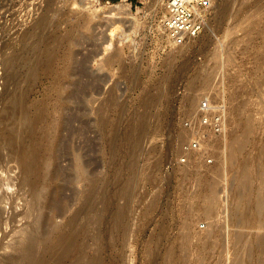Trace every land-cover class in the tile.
<instances>
[{"label":"rangeland","instance_id":"374dc122","mask_svg":"<svg viewBox=\"0 0 264 264\" xmlns=\"http://www.w3.org/2000/svg\"><path fill=\"white\" fill-rule=\"evenodd\" d=\"M166 1L111 0L117 9L129 4L128 13L104 18L100 10L112 8L105 3L86 8L81 0H0V256L38 221L62 225L82 211L84 220L93 218L85 221L89 230L81 240L87 246L76 264H170L177 258V264H264V202L257 200L264 198V0H219L206 30L175 47L161 26ZM44 17L48 34L82 24L76 50L81 63L87 60L91 81L84 73L85 88L66 98L52 90L56 81L43 70L26 86L28 103L38 109L18 121L29 125L40 109L42 161L53 173L45 184L28 185L2 137L13 122L4 112L15 95L8 92V62L24 51V35ZM109 40L113 45L105 50ZM40 53L44 57V46ZM110 54L117 59L107 64ZM191 88L198 98L188 111ZM205 100L226 103V133L202 125ZM243 118L254 120V132L263 131L251 136L262 139L250 149L255 160L247 188L241 157L231 155ZM56 119L61 139L50 152L43 132ZM207 185L215 191L211 207ZM44 186L55 192L41 196L48 193Z\"/></svg>","mask_w":264,"mask_h":264},{"label":"bare ground","instance_id":"6f19581e","mask_svg":"<svg viewBox=\"0 0 264 264\" xmlns=\"http://www.w3.org/2000/svg\"><path fill=\"white\" fill-rule=\"evenodd\" d=\"M147 1L148 0H145L144 2H147ZM162 1L163 0H158V3H160L161 5H164ZM81 3L83 4L82 6L89 8L95 3V1L94 0H81ZM128 7H129V4L125 5L121 3L118 9L117 7L116 8L112 7L108 11H105L104 9L100 10L101 16L104 18L105 17L111 18L117 14L121 15V13L123 12L128 13V10H129ZM116 10H118L119 12H117ZM49 21L48 19H45V17L37 20L36 24H35V21L34 22L32 21L35 25L32 26L31 30L28 31L24 35V40H23L24 47L22 46L24 48V49L22 48V50L24 51L23 52L21 51L20 54L17 53V55L15 56L12 55L14 57L11 56L12 58H10L9 62L6 59L9 65L7 64V62L5 63V65L7 64L10 69L9 75H8L9 77L7 76L8 79H10L11 81V85L8 88V92L9 93L13 92L15 95L11 98V101H9L10 99L8 100L10 102V105L8 106V108H6L7 106L4 107L6 109L4 110V112L7 111L6 112L7 119L13 122L11 123L12 125L10 126V128L8 127L9 128L8 131H3L2 137L4 138L6 147H8V149L11 150L12 158L15 164L22 171V177L24 179L23 183L29 181L27 182L28 185L29 183H34V182L37 185L39 182L42 181V179H45V181L47 182L46 179L50 180V177L52 176L53 173H51L50 170H48L47 168L48 162L46 160L42 161V140H41V135H40L42 132L41 131L42 129L40 125H38L42 114L37 112L40 109L36 111V117H34V119L31 120L32 122L29 123V125H26L25 123H21L22 121L21 122L18 121L20 120L19 118L21 114L24 115V113L27 112V110H29L30 108L34 110L37 108V107L36 108L34 107L35 105H30L28 103V95H27L28 90L26 91V86L34 82L38 78V75H40L44 71V73L47 74L46 76L54 77L56 81V83L54 82V87L52 88V90H55L56 93H59V94L66 92L67 93V95H65V98H66V97H69L71 93H75L74 91H78V90L85 88V84H83L85 82L81 83L80 78H82V75L84 73L88 74V70H87L88 67H85V65L86 66L88 65L86 64L87 60L81 63V61L78 60L79 58L78 55L81 52L79 51V48H77L76 50V47H81L80 45L81 42L79 44V40H78L79 37L77 35L78 33L76 34V31H77L76 29L82 24H77L76 25L77 28L72 27L69 29V28H66L65 27L66 24L64 25L63 23L62 26H64V29L66 28L67 30L66 34L63 33L62 35L59 33L58 35V34H48L50 24H51ZM120 22L121 21H119V24ZM88 23L89 22L87 21L86 24ZM116 23H118L117 20L114 22H111L110 23L111 28L114 24L116 25ZM60 25L58 27H60ZM110 26H108L109 29H110ZM118 26H114L111 29V34L109 35L112 36V31H114L115 28H117ZM59 32H61V30ZM22 39H23V36H22ZM112 45H113V42H110L109 40L107 42V45L105 46V50L110 49ZM43 46H44V53H45L44 57H43V54L40 53ZM89 55H87L89 57V58L87 57V59L90 62L89 59L91 58V56ZM115 56H116L115 54L114 55L110 54V56L106 57L104 61L107 62L108 64L111 61H114L115 60L114 58L117 59V57ZM85 59H86V56L84 59L82 58L81 60H85ZM58 60L60 63L58 64L59 70L58 68L57 69L55 68L56 67L55 64L57 63ZM111 63H114V62H111ZM7 71L6 73L8 74ZM87 76H88L87 82H89L90 80L89 74ZM86 85H88V83ZM186 95L187 96L185 100V104H186L185 106L187 107L188 111H192L194 110V106L196 104V98H198L197 90L195 88H191V90ZM61 107L62 106L58 107L57 110H59ZM46 120L47 119H45V121ZM52 123L53 124L51 126L49 125L50 130L46 132V130L44 129V132H43L44 137L46 141L48 142V148H46V150L48 149L50 152L56 149V147L58 146V141L59 139H61V134H60L61 121L59 119L58 120L56 119V120H53ZM256 126L257 124L254 123V120L249 119V118H243L242 126H241L242 133L238 135L236 134L232 137L231 155H233L234 157H241V162H240V165L242 167L241 174H243L245 178L242 186L245 188H247V186H250V180H251L252 171H253V164L255 160V156L252 155L253 152H251L250 149L253 148L254 146L256 147V144H258L257 140L258 139L260 140L261 138V137L258 138L259 136L257 137L258 139L251 137L252 135H254L253 133H256L254 131L258 130ZM262 132L263 131L261 129V133ZM256 134L259 135L258 133ZM263 134L264 133H262V135ZM262 142L264 143V141ZM261 143L259 142V145ZM262 150H264V147L261 146V153L263 152ZM258 155L260 156L259 153ZM45 181L43 180L42 184H45L44 183ZM35 184L33 185L35 186ZM31 185L32 184H30V186ZM45 186H44V190H45ZM207 187H210V185H207ZM46 191L48 193H46ZM39 192L40 190L37 191V194H35L36 196L34 197V198H37V200L40 198L39 195L42 194V192L40 193ZM54 192H55V188L54 189L49 188L48 190L47 189L45 190L46 195L42 194L41 196H45L47 198V195L54 193ZM126 194L127 192H125L123 196H125ZM263 199H264L263 197L261 199H257L259 200L258 202L259 205H261L264 202ZM214 202H215V191H214V187L212 186L210 187V193L208 195V203L210 207L213 205ZM85 212H92V210L90 211L87 210ZM84 214L85 213H83L82 211L81 212L78 211L76 214L71 216L67 222H65L62 225H56L59 223L53 224L50 218H45L44 220L38 221L37 224L35 222L37 226L35 227L32 226L31 229L29 227L28 229L29 231L24 230L25 231L24 232L22 230L23 231L22 233L19 232L20 235L16 236L17 239L15 238L16 240H14V242L9 245L10 251L0 256V264H47V260L51 256H54L57 259H59V261L62 262L61 264H64V261L66 262L67 260H71L72 264L73 263L76 264V262L79 263L80 256L84 253V251L86 250V246H87L86 243L84 242L82 243L81 238L83 237L82 235L86 234L87 230H89V228L87 229V226L85 225L86 223L85 221L86 219L90 218L88 216L90 213L88 214L86 213V215L89 218L87 217L85 220L83 216ZM91 218H93V215ZM3 221L4 220H2V215H0V223ZM88 224H90L89 221H88ZM90 260L88 261V263H90ZM91 261L93 262V260ZM174 262H176L175 264H177L179 262H182V259L177 258L175 261H171L170 264H174ZM162 264H169V263L164 262Z\"/></svg>","mask_w":264,"mask_h":264},{"label":"built area","instance_id":"2783aa9c","mask_svg":"<svg viewBox=\"0 0 264 264\" xmlns=\"http://www.w3.org/2000/svg\"><path fill=\"white\" fill-rule=\"evenodd\" d=\"M144 1L139 0L142 4ZM218 2L219 0H167L161 26L170 45L175 47L198 38L206 30ZM95 3L98 5L105 3L114 7L111 0H96ZM200 108L204 127L209 128L216 135L227 132L229 112L226 103H212L205 100ZM190 147H197V142L195 141ZM191 148L186 147L184 150L188 151ZM181 162H187V157H183Z\"/></svg>","mask_w":264,"mask_h":264}]
</instances>
